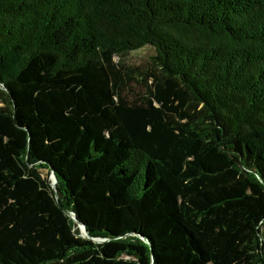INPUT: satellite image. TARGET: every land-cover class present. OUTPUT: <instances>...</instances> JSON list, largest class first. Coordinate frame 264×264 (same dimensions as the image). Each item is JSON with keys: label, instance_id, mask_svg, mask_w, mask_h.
I'll use <instances>...</instances> for the list:
<instances>
[{"label": "trees", "instance_id": "trees-1", "mask_svg": "<svg viewBox=\"0 0 264 264\" xmlns=\"http://www.w3.org/2000/svg\"><path fill=\"white\" fill-rule=\"evenodd\" d=\"M0 264H264V0H0Z\"/></svg>", "mask_w": 264, "mask_h": 264}, {"label": "rangeland", "instance_id": "rangeland-1", "mask_svg": "<svg viewBox=\"0 0 264 264\" xmlns=\"http://www.w3.org/2000/svg\"><path fill=\"white\" fill-rule=\"evenodd\" d=\"M153 51L149 48L132 52L127 56V62L134 66L142 67L149 63V58L153 55Z\"/></svg>", "mask_w": 264, "mask_h": 264}, {"label": "water", "instance_id": "water-1", "mask_svg": "<svg viewBox=\"0 0 264 264\" xmlns=\"http://www.w3.org/2000/svg\"><path fill=\"white\" fill-rule=\"evenodd\" d=\"M56 183H57V181H56L55 177H54L53 174H52V175H51V187H52V189H53L54 192H56V189H55V185H56ZM66 214H67V215L72 219V221L78 226V228H79L80 231H81V230L85 231L87 239L92 240L94 243H101V242L105 241V240H102V239H91V238L89 237V235L87 234V231L85 230V227L75 219V216H74L73 214H71V213H66Z\"/></svg>", "mask_w": 264, "mask_h": 264}, {"label": "bare ground", "instance_id": "bare-ground-1", "mask_svg": "<svg viewBox=\"0 0 264 264\" xmlns=\"http://www.w3.org/2000/svg\"><path fill=\"white\" fill-rule=\"evenodd\" d=\"M81 232H82V236H83V237H86V233H85V231L81 230Z\"/></svg>", "mask_w": 264, "mask_h": 264}]
</instances>
